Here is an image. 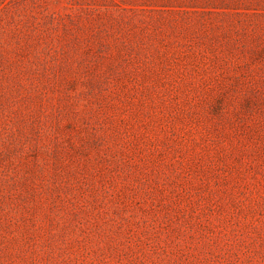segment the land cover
Here are the masks:
<instances>
[{"label": "rangeland", "instance_id": "rangeland-1", "mask_svg": "<svg viewBox=\"0 0 264 264\" xmlns=\"http://www.w3.org/2000/svg\"><path fill=\"white\" fill-rule=\"evenodd\" d=\"M0 264H264V0H0Z\"/></svg>", "mask_w": 264, "mask_h": 264}]
</instances>
